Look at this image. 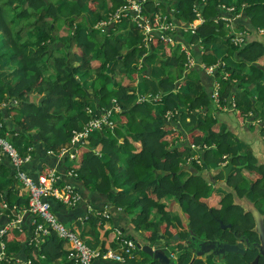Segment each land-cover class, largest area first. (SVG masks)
Listing matches in <instances>:
<instances>
[{
	"label": "trees",
	"instance_id": "16d2710c",
	"mask_svg": "<svg viewBox=\"0 0 264 264\" xmlns=\"http://www.w3.org/2000/svg\"><path fill=\"white\" fill-rule=\"evenodd\" d=\"M136 1L150 21L159 15L162 23L183 20L187 25L194 24L193 33L188 31L191 43H202L204 48L216 39H225L228 43L225 61L235 57V67L224 65L207 51L202 54L205 65L217 67L214 77L222 87L218 105L226 103L235 83L254 84V96L246 89L242 99L236 100V114L242 122L254 111L261 114L264 64L259 61L264 58V41L254 38L241 44L247 31L253 36L261 30L264 33V0ZM127 4V0H0V104L3 105L0 137L10 140L23 158L29 156L21 169L34 179L28 169L32 160L41 156L45 162L40 168L48 164L46 158L52 160V165L56 155L69 143L60 161L63 164L68 161L70 166H65L66 175L59 186L70 184L79 194L80 189L83 193L86 189L87 197L92 198L88 201L95 203H92L95 210L82 222L80 231L91 235L84 239L88 246L104 252L113 241L118 244L132 240L137 244L144 239L152 245L159 243L162 248L171 245L177 255L175 264H189L193 245L186 240L191 235L200 240L232 244L242 237L253 238V217L235 204L233 198L235 193L243 196L247 192L245 183L263 184L254 196L264 197V164L257 163L251 150L240 155L227 133L213 129L218 124L216 118L198 119L197 111L209 106L211 101L207 93L195 92L196 82H185L180 88L179 83L176 85V78L181 77L185 68L184 52L179 55L181 64L177 57L170 66L160 64L164 78L143 79L142 84H150L152 90L159 91V100L136 101V93L131 92L136 89L135 74L142 72L147 62L155 63L153 57L161 42L155 37L152 47L146 50L133 13L127 12L114 21L116 12ZM226 13L231 17L242 13L248 22L234 24L226 18ZM235 29L243 36L239 44L230 40L233 37L230 31ZM191 54L194 56L192 51ZM177 107H182L189 119L188 138L176 122L184 115L183 111L175 112ZM117 108L120 109L116 113ZM108 112L119 115V120L112 126L101 123L89 132L90 137L76 143L74 138L90 128L89 122L94 117L100 119ZM196 150L200 164L191 158ZM5 159L11 165L9 158ZM184 159L191 160L195 172L183 179L180 162ZM229 160L234 172L226 181L223 172L213 179L234 186L235 192H226L214 201L205 200L211 194L212 182L200 173L203 163L221 166ZM4 163V158H0V212L11 215L13 212L15 216L27 208L29 190L19 185L12 165L10 171ZM101 198L104 204H109V211L105 209L109 218L118 214L114 212L116 206H121L127 216L134 215L131 232L128 228L112 232L100 225L109 219L105 211L101 213L104 204L98 206ZM46 200L60 224L67 222L65 215L76 217L81 206H87L81 200L70 205L53 197ZM174 203L180 204L186 222L174 214ZM217 204L219 208L214 207ZM136 209L139 211L133 212ZM74 211L79 214L74 215ZM154 214L157 218L150 221ZM23 217L26 223L23 230L9 227L0 235L5 252L0 264H17L16 255L22 251L31 264L54 262L65 254L63 240L53 230L38 246L29 240L35 227L29 225L32 219L29 213ZM154 218L160 221L155 223ZM219 222L230 223L231 227L222 229ZM142 226L148 232L139 235L137 230ZM97 228L101 237H94ZM137 251L143 258L126 256V264H160ZM256 254V248L247 247L242 254L226 252L218 260L215 255L207 254L191 264H253ZM257 264H264L262 256Z\"/></svg>",
	"mask_w": 264,
	"mask_h": 264
},
{
	"label": "crops",
	"instance_id": "0c3cea01",
	"mask_svg": "<svg viewBox=\"0 0 264 264\" xmlns=\"http://www.w3.org/2000/svg\"><path fill=\"white\" fill-rule=\"evenodd\" d=\"M244 17L245 16L242 14L238 18L232 19L231 22H233L234 24H236L237 22L242 23V24L243 23L247 24V21L244 20ZM85 18H86V20L89 21V16L86 15ZM83 21H85V20H83ZM104 22H105V20H104ZM231 22L229 23V27H231V25H232ZM170 31H171V35H172V44L169 45L168 47L161 45V44L157 45V47H156L157 53H164V56L163 55L161 56L162 62L160 64L170 66L173 63L174 59L177 56H179L180 53L182 52L181 48L190 49L192 51L194 56H192L191 52H190V55L193 57V64L188 66V64H187L188 61H184V67H185L184 71L182 72L181 77L176 78L175 83L177 85L178 83L182 82V86H183L185 84V82H189V81L190 82H196L195 92L196 93L204 92V93H207L209 95L211 104L209 106L201 108L197 111L198 119L202 120L206 117L216 118V120L220 124L219 133H221V134L227 133L228 137H229L228 140L230 142H233V143L238 142L240 139L242 141L246 140V143L249 147H247V149L245 151H243V155L247 151H250V150H251L252 154L255 156V158L257 157V155H260L259 153L264 155V108H261V114L260 115L258 114V111H254L253 115L250 116L244 122L239 121L237 114H236V110H237V108H236V102L237 101L236 100L242 99V97L244 96V91L246 89L249 91V94L251 96H254L255 92H256V86L254 84L251 86H249V85L241 86L240 83H235L233 85L232 90H231V95L229 97H227V99H226V103L223 104V106H220V105H218L219 98H220L221 91H222V87L220 85V82L214 77L215 74L212 75V74L204 71L201 67L202 64L205 65L204 64L205 62L202 61V56H203L202 54H204L205 51L214 55V57L217 58V60L220 61L221 63H223L224 65L226 64L229 67H235L237 65V60L235 57H230L225 61L226 56L228 54V52H227L228 43L225 41V39H217L211 45L207 44L203 48L204 45L202 43H199V42L191 43L188 41L189 34L187 35L186 32L191 31L188 28V25H186L184 27H180L179 25L174 26V27L172 26V29ZM237 32H240V31L238 29H235L234 31H230V33H232L233 35ZM258 33H259L258 35L253 36L252 34H250L249 31H247V34L244 36L246 40L241 44V46L243 44H245V42L247 40L249 41V40L254 39V38H257V39L264 41V36H262L264 33L262 32V30L259 31ZM166 49L168 51H166ZM146 50H148V49H146ZM148 57H149V55H148ZM160 64L147 62L146 68L142 72H140L139 75H138V73H136L137 74L136 80H135L136 87L138 89L142 88L141 94L142 95L146 94L145 97L149 96L150 98H153V96L158 97L160 95L159 91L156 92V91L152 90V87L150 84H147L144 82L142 84V81H143L142 76H143V79H148V80H159V79L164 78L165 73H164V70L163 71L161 70ZM206 66H209V65H206ZM183 75L185 76L184 77L185 79L184 78L182 79ZM213 91H217L219 93L217 102H215L212 99V92ZM139 95L140 94L136 93V98ZM2 106L3 105L0 104V110L2 109ZM180 111H183L184 115L180 116L179 119L176 120V122L179 124V128L183 132H186L185 134L188 138V135H189V133H188L189 119L186 117V111L182 107H180V108L177 107L175 109L176 113H178ZM169 114H172V113H168L167 115H169ZM161 120H163L162 117H161ZM166 120H168V119H166ZM251 126L255 127V131H252ZM15 128H17V127H15ZM186 136H185V138H186ZM182 139H183V137H181V140ZM68 147H69V143L64 145L63 150H67ZM238 150L240 152V147L238 148ZM263 155H261V156L264 157ZM198 156H199V152L196 150L193 152L191 158L196 159L197 163L200 164V161L198 160ZM3 158H4V162H5L4 165L6 167H8L11 171V165L5 159L6 157L2 156V159ZM56 158H55L54 162L52 163V165H51L52 160L46 158V162H48V164L43 165V168H40V165L45 161H42L41 156H37L28 165V169H29L30 173L32 175H34V177L36 178V174L39 173V170L42 171L43 169L52 167V169H55L57 172L59 171L60 178L64 179L66 174H65V172H63V170H64L66 165L68 167L70 165L68 164V161H66L65 164H63L60 161V158H61L60 156L56 155ZM256 160H257L258 164H261L258 162L257 158H256ZM230 162H231L230 160L227 162H224L221 166H226ZM204 164L205 163H203V165ZM180 165H181L180 174L182 175L183 179L189 178L195 172V168L192 165L191 160H189V159L181 160ZM233 168H234V165L231 168L229 174L234 172V170L232 171ZM203 170H206V171H203L200 173H202L203 176L207 180H209V179L211 180V177H214L215 175L218 176L221 172H223V170H221V169H215V171H212V172L207 171V168L206 169L203 168ZM223 174H224V172H223ZM71 181L73 182L72 179H71ZM223 182H224L223 180H219V179L216 182L215 181L212 182L210 189L215 188L218 191L222 188V190H224V193H221L219 195L215 192H212L208 198H205V200L210 199V201H214L215 197H222L223 195L226 194V192H229V191L232 193L235 192L234 186L227 185ZM72 184H74V183H72ZM245 184H247V183H245ZM245 184L243 186H245ZM74 185L77 186V185H79V183H77V185L76 184H74ZM80 190L79 191H80V196H81V202L87 206H81L82 210L80 209V215H78L79 212L74 211L76 213H73V214L78 215L76 217L72 216L71 214L65 215L63 218L67 222H65L63 224L65 226L68 225L69 226L68 228L75 230L78 233V235L84 240V239L90 238L91 235L90 234L86 235V234L80 233V231L83 227L82 222H84L85 218L89 214L93 213L92 210H95V209H94V205L92 204L94 202L92 200H91V202L88 201L92 198L87 197V193H88L87 190L84 189V193L82 192V189H80ZM18 192H20V190ZM253 197H254V195H253ZM233 199H234V203L240 205L244 210H245V207H244L245 205H242V203H244L245 201L241 202V200L245 199L248 202H250L252 204V206L258 211V213L261 216H263V222H264V214H261L260 211L254 206L252 197L250 198L247 193L243 194V196L234 195ZM100 201H101V203L98 204V206H102L104 204L103 203L104 199L101 198L100 200H98V203ZM107 205H109V204H104L102 206L104 208V210H102V212H101V213H103L105 211L107 213V214H105L106 216L110 215L108 212L109 207ZM219 206L220 205H218V204L214 205L215 208H219ZM106 207H107L108 211L105 210ZM89 210H90V212H89ZM138 211H139V209H136L133 212L137 213ZM112 212L113 211H111V214H112ZM114 212H117L118 214H115L114 216L112 215V217H110V218L108 216L109 219H113L112 221L108 219V220L102 222L100 225L105 226L106 229L108 228L112 232H114V231L116 232L118 230L117 228H119L120 230H124V231L126 228H128V231L131 232L133 230V223H132L133 221H132L131 217H134V215L131 214V217L127 216L124 213L121 206H119V207L116 206ZM173 212H174V214H177L178 216L180 215L181 217L180 216L179 217L181 218V220L183 222H186V218L184 216V212H183L180 204L179 205H178V203L173 204ZM13 217H14L13 212H12V215H11V213L0 212V225L3 226V225L8 224ZM153 217L157 218L156 215L154 214L151 217L150 221H152ZM155 218H154V220H156V221H154L155 223L160 221V219H155ZM23 221H24V218H23ZM24 224L26 226L25 222H24ZM144 227L145 226H142L139 229V231L137 230L139 235H143L144 233L148 232V230H147L148 228L146 229ZM138 234H136V232H135V235H138ZM100 235L102 236L101 232L97 228L95 231L94 237H98V236L101 237ZM176 240H177V238H176ZM161 241H163V240H161ZM199 241H202V240L199 239ZM186 242H187V240H186ZM140 243L149 244L151 246L155 245V244H153V245L150 244L149 242L145 241L144 239H143V241L140 240ZM109 248H111L113 250H117V249H119V244H117L116 241H113L110 243ZM164 248L166 249L165 252L168 254V256H170V254L174 255V257L171 259L175 261L176 256H177L176 252L174 251L175 248L172 247L171 245H167ZM192 248H193V246L190 248V254L192 255V258H194V260L206 257L207 254H204L203 256L202 255L197 256L193 252ZM62 249L65 252V254L62 257L55 260L54 262H49L46 264H69L71 262L70 261L71 259L68 257L70 245L63 242ZM20 251H22V249ZM132 253L133 254L130 255V257L131 256L133 258L135 257L137 260H141L143 258L142 254L141 253L139 254V252L137 250H133ZM16 256H18L19 258L24 257L23 259H27V255H25V253L23 251L20 252ZM216 260H218V257L216 258ZM73 264H75V263L73 262Z\"/></svg>",
	"mask_w": 264,
	"mask_h": 264
},
{
	"label": "built area",
	"instance_id": "2783aa9c",
	"mask_svg": "<svg viewBox=\"0 0 264 264\" xmlns=\"http://www.w3.org/2000/svg\"><path fill=\"white\" fill-rule=\"evenodd\" d=\"M128 4L124 8H120L114 15V21H118L121 16H125L127 12L134 14V20L138 28L143 34V45L146 49H149L153 45L154 38H158L161 42V45L169 46L172 44V35L171 29L172 24L162 23L160 17L155 16L153 21L146 18L141 13V4L136 0H127ZM227 18V17H226ZM103 25L106 23L103 22ZM188 28L193 33L195 26L193 24L188 25ZM234 43H241L243 41V36L240 34L237 38L232 40ZM159 44V45H160ZM202 69L212 75L215 74L216 66H206L201 65ZM228 74H225L227 77ZM215 88V87H214ZM219 93L217 91L212 92V99L217 102ZM156 100H159L157 97ZM141 101V100H140ZM104 114V118L99 120H108V115ZM109 121V120H108ZM105 121H102V123ZM107 123V122H105ZM90 128L85 129L81 134H78L74 140L76 143L80 144V141L89 135L90 131H93L94 128H99L95 124L89 123ZM101 126V125H100ZM2 123L0 121V128ZM75 144V143H74ZM66 150L62 149V153L57 154L62 156ZM5 156L9 158V161L12 167L15 170V177L20 183V186H26L29 190V200L28 206L23 210L22 213L15 215L8 224L0 225V235L5 233L9 227H12L17 230H23L26 226L23 221V214L29 213L32 216V219L29 225H33L32 236L29 240L35 241L36 246H38L45 237H47L51 230L55 231L58 238L63 240L64 243L70 245L68 252V257L73 260L75 264H126V256L132 255L133 250H137L138 246L132 240H123L119 244V249L113 250L111 248L102 252L100 249H93L88 246L84 240L78 235L76 231L71 228L65 227L63 224H60L53 213L50 210L49 202L46 200L48 197H53L60 200L61 202L70 205L75 203L77 200H81L79 193L74 192L72 185L65 184L59 186L60 184V173L55 172V169L46 168L43 172L38 174L34 179L28 176L22 169L21 166L26 162L29 156L23 158L20 156L13 146V144L7 138L0 137V158ZM36 223V225H34ZM0 262L4 256V245L0 243ZM170 258H173L174 255L170 254ZM17 264H31L30 260L17 257ZM111 262V263H110Z\"/></svg>",
	"mask_w": 264,
	"mask_h": 264
},
{
	"label": "water",
	"instance_id": "95a60500",
	"mask_svg": "<svg viewBox=\"0 0 264 264\" xmlns=\"http://www.w3.org/2000/svg\"><path fill=\"white\" fill-rule=\"evenodd\" d=\"M111 67V64L109 65V68ZM109 70V69H108ZM260 155H257V159L258 162L261 164H264V157H262L261 153H259ZM264 156V155H263ZM261 157L263 158V160H261ZM204 169L207 168V165L204 164ZM233 167V164L230 162L228 163L226 166H216L215 169H221L224 172V180L226 181L228 179L229 176V172L231 170V168ZM215 180L213 179V177H211V182H214ZM225 181L223 183H225ZM216 182V181H215ZM245 201L244 203H242V205H245V213H250L253 217L254 220V229L253 231L256 232L259 235V243L257 244H250L251 242L249 241L248 238L246 237H242L239 238L236 243H218L215 241H211V240H202L199 241L198 238H196L195 235H191V238L187 240V243L192 244L193 245V252L197 255V256H203L204 254H213L216 257H218L219 255H222L226 252H238L240 254L244 253L245 249L248 247L251 248H256L258 251V254L255 256L254 260H253V264H257L258 259L260 256L264 257V224H263V216H261L258 211L252 206V204L250 202H248L247 200H241ZM220 226L222 229L224 228H230L231 224H223L222 222H219ZM175 238H178V236L176 235ZM138 248L146 253L150 258H152V260H157L160 264H175L174 260H171L168 256V254L165 252L166 249L162 248L160 246V244H155L153 246L149 245V244H142V243H138ZM194 261V258L191 259L190 263Z\"/></svg>",
	"mask_w": 264,
	"mask_h": 264
},
{
	"label": "rangeland",
	"instance_id": "374dc122",
	"mask_svg": "<svg viewBox=\"0 0 264 264\" xmlns=\"http://www.w3.org/2000/svg\"><path fill=\"white\" fill-rule=\"evenodd\" d=\"M171 0H165V3H169ZM162 4V3H161ZM163 5V4H162ZM230 11H232L231 9H230ZM226 15V17L229 19V20H231L232 21V19H234V18H238L240 15H242V13H240V15H237V16H235V17H231L228 13H226L225 14ZM244 20H246V19H244ZM247 22H248V19H247ZM172 24V26L174 27V26H177V25H179L180 27H184V26H186L187 24H185L184 22H183V20L182 21H177L176 20V22H172L171 23ZM194 25V24H193ZM64 33V31L63 32H60L59 34H63ZM186 34L188 35L189 34V32H186ZM241 33L240 32H237V33H235L234 35H233V37H231L232 39H230V40H233V39H235V38H237L239 35H240ZM262 36H264V34L262 35ZM217 40V39H216ZM215 40V41H216ZM215 41H213V42H211L210 44H208V45H211L212 43H214ZM181 48V47H180ZM166 51H168L167 49H166ZM181 51L182 52H184V54H185V56H186V61H188L187 62V64H188V66H190V65H192L193 64V57L190 55V52H191V50L190 49H184V48H181ZM147 55V54H146ZM164 56V53H156V55L153 57V59H154V61H155V63L156 64H160L161 62H162V60H161V56ZM145 56V55H144ZM177 60H179V63L181 64L182 63V61H181V58H180V56H177V58H176ZM259 63L261 64V65H263L264 64V58L261 60V61H259ZM264 66V65H263ZM138 75H139V73H138ZM185 76L183 75L182 76V79L184 78ZM185 79V78H184ZM136 80V74H135V78H134V81ZM142 80H143V76H142ZM122 81V80H121ZM182 82H180L179 84H180V86H178V88H180L181 86H182V84H181ZM134 84H135V82H134ZM131 92H134V93H137V94H140L137 98H135L136 99V101L138 102V101H140V100H149V99H157V97L156 96H153V98H150L149 96L148 97H145V95L146 94H144V95H142L141 93H142V91L140 90V89H138L137 87H136V89H133ZM119 109L120 108H117L116 109V113L119 111ZM108 117V120H99L98 118H96V117H94V119L93 120H91L89 123H92V124H95L97 127H100V125H101V123H102V121H105V122H107V124L109 125V126H112V125H114V122L118 119L119 120V115L117 116V115H113L112 114V112H110V114L107 116ZM101 118H104V115L101 117ZM100 118V119H101ZM213 129H215L216 131L218 130V132H219V129H220V126H219V123L218 124H216L214 127H213ZM251 129H252V131H255V127L254 126H251ZM244 140V139H243ZM119 142H121V140H119ZM235 144H236V146H237V148H239L240 147V152H239V154L240 155H243V151H245L246 149H247V147H249L248 145H247V143H246V140L245 141H242L241 139L238 141V142H234ZM64 147V146H63ZM239 151V150H238ZM261 160H263V158L261 157ZM68 164H70V162H68ZM215 164L213 163V162H210V163H208V165H207V171H209V172H212V171H215ZM233 170H235V168H233L232 169V171ZM203 171H206V170H202V172ZM252 176H254V175H252ZM251 176V177H252ZM252 178H254V177H252ZM245 187H246V189H247V194L249 195V197H253L252 196V194L250 195V190H249V188H248V184H245ZM212 192H215V193H217V194H221V193H224V190H222V188L220 189V190H218L217 191V189H213V188H211V193ZM261 200V199H260ZM253 204H254V206L260 211V213L262 214H264V202H262V201H253ZM180 216V215H179ZM181 217V216H180ZM66 227H69L68 225H66ZM1 246V245H0ZM4 256H5V253H4ZM219 259V258H218Z\"/></svg>",
	"mask_w": 264,
	"mask_h": 264
},
{
	"label": "flooded vegetation",
	"instance_id": "af4514ba",
	"mask_svg": "<svg viewBox=\"0 0 264 264\" xmlns=\"http://www.w3.org/2000/svg\"><path fill=\"white\" fill-rule=\"evenodd\" d=\"M263 184H259V185H257V186H255L254 184H252V183H250V184H248V188H249V190H250V194H252V196L254 195V193H256L255 191H257L259 188H261V186H262ZM234 195H236V193L234 194ZM251 198V197H250ZM252 200L254 201H262V202H264V197L263 198H261V200H260V198H256L255 196L254 197H252ZM263 214V213H262ZM253 229H254V227H253ZM246 238H248L249 239V237H246ZM250 240V239H249ZM250 244H257V243H259V235L255 232V235H253V238H251V240H250ZM257 255V254H256ZM263 257V256H262ZM264 258V257H263Z\"/></svg>",
	"mask_w": 264,
	"mask_h": 264
},
{
	"label": "clouds",
	"instance_id": "9594fccd",
	"mask_svg": "<svg viewBox=\"0 0 264 264\" xmlns=\"http://www.w3.org/2000/svg\"><path fill=\"white\" fill-rule=\"evenodd\" d=\"M87 137H90V134H89ZM87 137H85V138H87ZM85 138H83V139H85ZM83 139H82V140H83ZM82 140L80 141L81 143H82ZM54 232H55V231H54ZM45 238H46V237H45ZM41 243H42V242H41ZM41 243H40V244H41ZM138 243H140V242H138ZM138 243L136 244L137 246H138ZM137 250H140V249L138 248ZM132 254H133V253H132ZM17 257H18V256H17ZM20 258H24V257H20ZM27 258H28V257H27ZM169 258H170V257H169ZM170 259H171V258H170ZM171 260H172V259H171Z\"/></svg>",
	"mask_w": 264,
	"mask_h": 264
},
{
	"label": "bare ground",
	"instance_id": "6f19581e",
	"mask_svg": "<svg viewBox=\"0 0 264 264\" xmlns=\"http://www.w3.org/2000/svg\"><path fill=\"white\" fill-rule=\"evenodd\" d=\"M146 20H148V19H146Z\"/></svg>",
	"mask_w": 264,
	"mask_h": 264
}]
</instances>
